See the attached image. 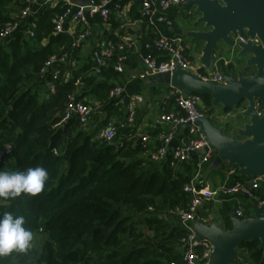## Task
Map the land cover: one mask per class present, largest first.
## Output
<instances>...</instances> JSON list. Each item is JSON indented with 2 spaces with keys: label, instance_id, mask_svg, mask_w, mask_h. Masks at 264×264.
<instances>
[{
  "label": "trees",
  "instance_id": "trees-1",
  "mask_svg": "<svg viewBox=\"0 0 264 264\" xmlns=\"http://www.w3.org/2000/svg\"><path fill=\"white\" fill-rule=\"evenodd\" d=\"M24 7L20 0H0V31ZM64 11L61 3L54 7L40 4L24 28L0 48V149L10 147L0 170L41 166L49 174L45 189L36 196L0 198V214L24 216L25 227L34 234L33 245L37 234L43 237L38 251L32 247L25 253L0 257V264L180 263V242L188 230L165 222L162 215L190 203L184 187L196 169L190 164L173 169L152 162L149 156L141 157L147 149L133 135L121 137L120 132L113 143L96 139L109 119L120 116L109 93L125 75L113 69L121 53L113 55L101 74L93 75L90 60L79 63L82 46L71 49L68 35L55 32L53 20ZM93 21L102 24L99 16ZM30 29L33 35H28ZM103 38L114 44L120 41L108 32ZM62 49L70 51V62L75 61L76 66L61 67L56 78L46 75L41 79L44 89L39 87L36 80L45 63ZM148 54L159 53L143 47L142 56ZM139 64L136 58L124 61L130 69ZM70 96L103 106L106 117L92 127L83 126L77 118L64 122L62 114ZM202 99L206 111L213 114L212 99ZM168 103L164 113L176 111L174 101ZM236 180L249 179L236 175L230 181ZM238 200L248 204L240 196L220 202L219 225L224 230L232 228L230 215ZM238 252L236 264L261 262L258 241L243 244Z\"/></svg>",
  "mask_w": 264,
  "mask_h": 264
},
{
  "label": "built area",
  "instance_id": "built-area-1",
  "mask_svg": "<svg viewBox=\"0 0 264 264\" xmlns=\"http://www.w3.org/2000/svg\"><path fill=\"white\" fill-rule=\"evenodd\" d=\"M24 5V9L16 16L14 21L8 22L0 31V48L19 31L35 14V5L38 0H20ZM123 0H90L87 6L73 4L70 0H45V4L54 7L63 4L65 11L62 15L56 17L53 22L56 33H66V24L71 19L77 21L81 26L80 33L74 37L71 49L81 47L92 35L91 22L95 16L102 19V25L108 23L113 11L122 10ZM140 2L138 16L140 21L145 23L150 31V39L144 44V48L148 51H157L158 56H142L143 71L141 73H133L131 80L146 79L159 74L173 72L176 68L196 74L204 81L223 83V72L210 74L203 73L196 68L194 61V50L188 44L181 34L175 31L174 19L171 16L172 11L183 7L189 0H134ZM86 8L89 10L86 11ZM34 26V25H32ZM23 27V28H22ZM28 35H33L30 29ZM236 45L246 43V36L232 37ZM257 42V41H256ZM133 46V37L131 35L124 36L118 44L112 41H105L94 49L91 62L93 63L92 74L99 75L102 69L107 66L111 58L116 52L121 53L117 64L113 67L115 72H124V61L128 59V54ZM217 54L213 55V61L217 58ZM71 53L68 49H62L59 54L52 56L41 70L40 79H45L46 75H52L53 78L58 77L61 67L71 63L72 67L76 66L75 61H71ZM163 59V60H162ZM214 66V65H213ZM70 73L65 77L69 78ZM50 91L54 92L55 88L52 83H47ZM166 99H172L175 104L176 111L163 113L160 115V122L168 125V130L160 137V144L157 149L150 153L149 158L152 162L158 164H168L170 168H177L183 164L189 163L193 157L195 158L196 173L191 181L186 184L184 191L190 196V203L186 207H179L170 210L168 215L178 219L182 227L188 230L186 236L181 239V262L171 261L167 264H206L213 252V245L203 239H199L193 228V222L210 224L209 217L203 216L204 207L211 202H222L229 197H243L248 201L247 205L242 204L238 200V206L233 214L238 218L253 217V206H257L264 215V195L260 194V189L264 184V176H259L249 180H236L233 183L229 177L237 175L236 169L228 171V178L215 188L203 186L199 181L200 175L204 167L211 162L215 152L209 147L208 141L196 125V122L206 115V107L203 99L199 95L185 96L181 91L168 87L166 89ZM127 99V104L125 100ZM109 101L113 102V106L120 114L108 120V123L96 134V139L106 143L116 141L120 132L131 131L137 123L138 108L143 103L141 95H133L129 97L124 87L115 85L109 93ZM258 112L264 109L258 101L256 104ZM94 110L90 104L81 100H76L74 96L69 97L68 104L63 112V121L71 118H77L83 126H89L92 120ZM179 129H186L187 138L178 145L173 144V139ZM140 144L145 148L149 142L147 136L140 138ZM10 153V147L4 146L0 149V164L4 163L6 155ZM250 205V208L247 209ZM149 208V211H152Z\"/></svg>",
  "mask_w": 264,
  "mask_h": 264
},
{
  "label": "water",
  "instance_id": "water-1",
  "mask_svg": "<svg viewBox=\"0 0 264 264\" xmlns=\"http://www.w3.org/2000/svg\"><path fill=\"white\" fill-rule=\"evenodd\" d=\"M89 1L70 0L80 6H87ZM183 9H194L198 16L196 23L203 25L202 31L185 33L188 38L204 44L200 59L203 69L211 67L213 55L220 54L221 43L229 49L238 48L236 57L244 60V68L223 73V83L204 81L180 68L152 79L185 96L210 97L212 109L218 106L234 109L243 105L241 116L248 122L235 128L230 135L215 124L211 110H207L196 125L215 152L210 170L226 165L230 169L239 168L238 174L247 179L264 176V109L258 112L256 108L258 101L264 107V0H189ZM238 35L246 36L248 41L236 45L232 37ZM260 194L264 195V184ZM253 213V217L243 219L231 214L230 230H224L217 222L192 223L196 236L214 247L206 264H236L239 248L254 241L259 242L260 264H264V215L257 206H253Z\"/></svg>",
  "mask_w": 264,
  "mask_h": 264
},
{
  "label": "crops",
  "instance_id": "crops-1",
  "mask_svg": "<svg viewBox=\"0 0 264 264\" xmlns=\"http://www.w3.org/2000/svg\"><path fill=\"white\" fill-rule=\"evenodd\" d=\"M44 2L45 0H38V4L34 6L35 9H37V7ZM139 5L140 2L138 1L128 0L127 2L122 4L121 11L119 12L113 11V15H111L112 18L110 17L108 23L104 25L94 23V21L92 20L91 22L92 35L81 47V52H80L81 62L79 63L82 64L88 62L89 60L91 61V56L94 49H96L100 44L106 41V39L103 38L105 32H108L109 34L113 33L117 37H120V40L122 39V37L128 35H131L133 37V46L130 50V53L128 54V58L139 59L140 62L139 67L136 69H130L128 68V65H125L124 66L125 75L119 77V79L116 82V85H120L124 87L129 97L133 95H141L143 97V103L138 108L136 126L131 131L122 132L121 137L122 136L127 137L133 135L139 141L141 137L147 136L149 142L145 147L147 149L145 153H147V156H149L150 153L155 151L159 146L161 135L168 130V125L162 124L160 122V115L164 113V111L166 110V106L169 104L168 100L166 99V91H167L166 89H168V87L166 85H162L158 83L157 81H154L152 77H147L146 79L143 80L130 79L131 74L141 73L144 69L142 64V50L144 44L150 39L151 36L148 27L145 25V23H143L139 19L138 16ZM184 11L185 10L183 9V7H181L180 9L174 10L171 13V16L174 19V23H175V31L181 34L182 36H185L186 32L181 28H179L177 24V19L178 17L185 16ZM113 23L116 24L115 28L113 27ZM80 31H81V26L77 21H73L70 19L67 22L66 34L68 35L70 40L76 37L80 33ZM86 48L88 49L86 50ZM194 61L196 64V68L198 70L203 69L200 60L199 62H196L194 57ZM36 83L38 84L39 87L44 89V85L41 83L40 78L36 80ZM151 106L156 107V113L154 114L153 119L146 116V113L148 111L147 108ZM93 110L94 112L92 114V120L91 123L89 124V126L91 127L95 126L98 122H100L103 118L106 117L105 108L103 106L96 104V107ZM186 138H187L186 129H179L173 139V144L178 145ZM195 158L193 157V159L187 164H190L195 167ZM211 162L207 164L203 169V171L207 169L208 174L215 173L220 170L223 172L224 170H227L228 172L230 169L228 166H222L220 169L212 171L210 170ZM236 171H237V175H239L238 174L239 168H237ZM206 176L204 175L205 179L204 178L200 179L202 185L212 188L217 187L227 179L226 174L223 173L219 180L217 181L212 180L213 182H210L209 184L211 185H209L207 183ZM217 206H218L216 209L218 213L217 214L218 217L216 218L217 220H211V216H214V212H212V203L204 207L202 214L206 213L207 214L206 217H209L211 223L217 222L219 224L220 221L219 210L221 207V203L218 202ZM176 226H181V224H179V221H178V225Z\"/></svg>",
  "mask_w": 264,
  "mask_h": 264
},
{
  "label": "rangeland",
  "instance_id": "rangeland-1",
  "mask_svg": "<svg viewBox=\"0 0 264 264\" xmlns=\"http://www.w3.org/2000/svg\"><path fill=\"white\" fill-rule=\"evenodd\" d=\"M185 16L184 17H178L177 24L179 28L184 30L185 32H191V31H202L204 30L203 25H198L196 23L198 16L194 14V9L185 10ZM186 42L192 46L194 49V57L196 62H199V60L202 57V50L204 48V44L200 41L188 38L187 36H184ZM88 48H86L87 50ZM220 54H217V58L212 62V65L209 69H207V72L212 74L218 70L219 72L223 73H229L232 69L234 70H243L244 68V60H238L236 55L238 53V48L234 46L233 48L229 49L225 44H220ZM85 50V51H86ZM214 65V66H213ZM92 108L95 109L96 105L91 104ZM243 105H240L237 108L230 109V111L225 112L224 109L220 106L213 108V114L212 118L214 119L215 124L220 127L224 128L227 135H230L231 133L235 132V128L243 126L244 123L248 122V119H245L241 116L243 112ZM146 116L150 118H154V114L156 113V107L151 106L147 108ZM141 157H148L147 153H144L141 155ZM207 169L202 171L199 181H201V178H204V175L206 176L207 183L213 182L212 180H219L222 174H226V178H228V172L227 170L223 171H217L215 173H207ZM232 177H229L231 179ZM205 179V178H204ZM211 180V181H210ZM211 185V184H209ZM212 203V212H214V216H211V220H217V202L213 201ZM210 203V204H211ZM165 222L171 224V225H178V219L174 216L163 214L162 215ZM180 224V223H179ZM43 242V237L40 234H37L35 237L34 242V249L36 251L39 250V246ZM238 264H240L238 262Z\"/></svg>",
  "mask_w": 264,
  "mask_h": 264
},
{
  "label": "clouds",
  "instance_id": "clouds-1",
  "mask_svg": "<svg viewBox=\"0 0 264 264\" xmlns=\"http://www.w3.org/2000/svg\"><path fill=\"white\" fill-rule=\"evenodd\" d=\"M48 180V171L41 166L28 167L24 171L0 170V198H16L21 194L36 196L45 189ZM25 223L23 215L0 214V257L32 249L34 234Z\"/></svg>",
  "mask_w": 264,
  "mask_h": 264
},
{
  "label": "flooded vegetation",
  "instance_id": "flooded-vegetation-1",
  "mask_svg": "<svg viewBox=\"0 0 264 264\" xmlns=\"http://www.w3.org/2000/svg\"><path fill=\"white\" fill-rule=\"evenodd\" d=\"M214 120V119H213Z\"/></svg>",
  "mask_w": 264,
  "mask_h": 264
}]
</instances>
